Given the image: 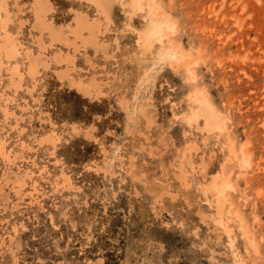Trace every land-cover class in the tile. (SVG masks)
Instances as JSON below:
<instances>
[{
  "label": "rangeland",
  "instance_id": "374dc122",
  "mask_svg": "<svg viewBox=\"0 0 264 264\" xmlns=\"http://www.w3.org/2000/svg\"><path fill=\"white\" fill-rule=\"evenodd\" d=\"M34 1L0 0V35L35 56L40 39L47 64L31 77L23 55L2 59L0 264H264V0H140L134 14L135 0H114L109 22L78 0H47L54 25H73L71 11L100 25L109 63L83 47V61L70 58L71 33L56 44L33 30ZM149 6L172 30L145 52L136 38ZM167 52L178 58L171 66L158 60ZM64 64L75 72L69 82L98 85L97 99L58 82ZM194 95L206 97L221 131L187 123ZM48 135L54 149L35 145ZM102 152L113 175L97 169ZM222 183L228 237L214 223Z\"/></svg>",
  "mask_w": 264,
  "mask_h": 264
},
{
  "label": "bare ground",
  "instance_id": "6f19581e",
  "mask_svg": "<svg viewBox=\"0 0 264 264\" xmlns=\"http://www.w3.org/2000/svg\"><path fill=\"white\" fill-rule=\"evenodd\" d=\"M80 2L86 3L91 5L93 8H95L99 13L104 17L106 22H109L111 20V14L113 11V7L115 6L114 0H78ZM140 0H135L132 3V12L133 14L140 9ZM32 10L35 18V24H33L32 29L37 30L40 35H47V38L50 39L51 42H54L56 44H65L66 39L64 34L65 32H68V27L61 26V25H54L47 19V16L51 12V7L50 4L48 3L47 0H35L34 3L32 4ZM74 15V20H75V26L69 33L73 34L75 36V42L71 47L73 51H77L79 47H89L95 52L97 50H102L103 53H106V48L101 47V44L98 40V35H99V24L97 23H89L85 19V15L81 14L80 12L77 11H71ZM147 18H148V27L144 33L141 35H137V43L138 45L143 49V51L147 52L154 42L161 43L162 39L164 38V30H169L171 31L172 28L167 26L165 23L157 22L155 21V15L153 12V9L149 6L147 9ZM7 18L0 21V29L4 30L7 27ZM86 32L87 37H84V40H82V33ZM76 41L79 42V44H76ZM16 42V39L12 37V35H8V33H4L0 35V72L1 68L3 66L2 59L5 58V60L9 61L13 59L15 62H18V58L22 57L23 55L27 61L28 67H26L27 73L29 76H36L38 75L39 71L38 69L40 67L47 68V64L45 63V56H43L41 51H45V48L41 46V41L40 39L37 40V46L39 48L40 53L35 56L31 54V51H25L19 52L18 50V45ZM51 45V44H50ZM81 45V46H80ZM159 61H167L170 66L172 61H177V55L175 53H169L167 52L166 54H162L158 58ZM67 65H72V60H67L66 61ZM71 70V67L62 71L61 73H58V80L62 81L67 79L69 71ZM13 72V73H12ZM10 86H13V88L19 89V84L17 81H14V77H18V79L21 78V74L17 73V64L16 67L10 72ZM69 88L76 91L78 95H81L85 99H92L95 100L97 99V94H98V85H93L92 87H89L88 85H83L76 81L75 83L69 82ZM120 106L123 112H127V103L126 101L120 102ZM142 110V108L140 109ZM139 110V111H140ZM4 114V119H7L10 113L8 110L3 111ZM146 117V116H145ZM146 121L149 120V117H146ZM192 120L194 122H197L198 120L204 121V129L206 132L217 130L221 131L223 129V124L221 120L219 119V115L215 112L214 108L212 105L208 102L206 97H196L195 95L193 96V102L189 104V117L187 120V123ZM148 123V122H147ZM71 128V133L75 136H77L81 132V128L75 124L70 125ZM85 137L90 140L93 138L92 134L88 131H84ZM55 136L53 135H48V136H41L39 137L35 145L37 147L49 145L53 149L55 146L58 144L57 140L54 139ZM2 140H0V156L3 158L4 161L5 159L4 156L1 155V150L3 147V144L1 143ZM106 152H102L104 154V159L99 163L97 166V169L102 172V174L109 173L113 175L112 173V160H107L105 157ZM8 154V153H6ZM53 154V151L50 153ZM107 160V162H106ZM119 160V159H118ZM242 164L244 167H248V161L247 157L245 155L242 156ZM86 170H91V167H86ZM63 181L60 185L68 183V179L65 176H61ZM178 177V180L184 184L185 181V175L184 173L180 174ZM21 178H14L13 185H15V193H19L22 189L21 186ZM13 188V187H12ZM229 188V186L226 183H222L219 186V189H216V204L218 207V219L214 222L217 224L225 234V236H229V232L227 230V226L225 223V219L223 218V210H221V206L223 205V196L225 194V190ZM33 191L37 192L35 189ZM31 194V193H30ZM156 198H159L157 195ZM197 217L199 220L203 221L204 220V214L200 211L197 210L196 212ZM241 235L246 237V232L241 231ZM247 238V237H246ZM240 264V263H238Z\"/></svg>",
  "mask_w": 264,
  "mask_h": 264
},
{
  "label": "crops",
  "instance_id": "0c3cea01",
  "mask_svg": "<svg viewBox=\"0 0 264 264\" xmlns=\"http://www.w3.org/2000/svg\"><path fill=\"white\" fill-rule=\"evenodd\" d=\"M77 1V0H76ZM49 3V2H48ZM50 4V3H49ZM50 7H51V5H50ZM52 14V8H51V12L49 13V15H51ZM48 15V16H49ZM84 15V14H83ZM47 16V17H48ZM49 20V19H48ZM50 21V20H49ZM73 25H71V26H68V25H63V27H65V26H67L68 27V32H65L66 34H69V32L71 31V29H73V27L75 26V20H74V16H73ZM102 21V20H101ZM87 22H89L90 23V21H87ZM53 24V23H52ZM85 34H86V32H85ZM71 35V34H70ZM87 35V34H86ZM47 37V36H46ZM85 38L87 37V36H84ZM98 38H99V35H98ZM72 42L73 41H75V39H70ZM99 42L101 43V41L99 40ZM76 44H79V42L78 41H76ZM101 47H103V46H101ZM72 48V47H71ZM103 48H105V47H103ZM85 49H89V50H91L92 51V55H93V52H95L94 50H92L91 48H89V47H86ZM85 49H82L81 47H80V49L78 50V51H73V49H71V53L69 54V57L70 58H72V57H74L75 56V58H77V59H81V57H82V61H83V50H85ZM112 50V53L115 51V47H113V49H111ZM106 51H107V49H106ZM95 53H97L96 54V56L97 57H100V59H101V61H103V63H109V60L108 59H106L105 57H104V54H106V53H103L102 52V50H97ZM105 65H103L102 64V66H100V65H97V68L99 69L98 71H103V67H104ZM71 66H67L66 64H64V66H63V68L58 72V73H61L62 71H64V70H66V69H68V68H70ZM71 71V70H70ZM69 71V74L68 75H70L71 76V74H75V72H70ZM57 73V74H58ZM55 77L57 78V76L55 75ZM58 82L59 83H69V79H68V77H67V79H65V80H62V81H59L58 80ZM75 83V82H74ZM69 85V84H68Z\"/></svg>",
  "mask_w": 264,
  "mask_h": 264
},
{
  "label": "water",
  "instance_id": "95a60500",
  "mask_svg": "<svg viewBox=\"0 0 264 264\" xmlns=\"http://www.w3.org/2000/svg\"><path fill=\"white\" fill-rule=\"evenodd\" d=\"M84 131H85V130H84V129H82V133H84ZM69 133H71V129H70V128H69Z\"/></svg>",
  "mask_w": 264,
  "mask_h": 264
}]
</instances>
